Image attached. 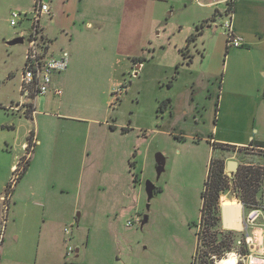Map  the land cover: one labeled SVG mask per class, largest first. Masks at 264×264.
Listing matches in <instances>:
<instances>
[{
  "label": "rangeland",
  "instance_id": "1",
  "mask_svg": "<svg viewBox=\"0 0 264 264\" xmlns=\"http://www.w3.org/2000/svg\"><path fill=\"white\" fill-rule=\"evenodd\" d=\"M128 1L45 0L54 9L51 24L46 17L43 19L54 39L53 49L67 51L70 60H75L69 114L84 119L78 120L79 124L69 120L65 128L68 135L72 134L69 143L77 140L81 145V167L77 171L80 177L75 187L63 193L59 189L49 191L46 204L16 208L17 187L30 183L31 177H26V172L33 148L14 189L9 220L12 221L15 213L26 210L40 215L41 221L44 214L48 219L52 215L65 217L66 252L69 247L74 249L67 259L71 264H203L205 251L217 244L210 236L216 230L204 226L207 213L202 200L211 164V172L217 173V168L225 165L228 174L229 161L240 164L238 173L232 175L236 179L224 180L221 185L222 208L226 202L240 205L241 199L262 203L263 185L256 199L240 185L246 170L251 171L258 183L263 180L264 151L253 147L235 155L233 150L211 141L214 136L207 133L214 114L213 104L208 101L210 93L198 87L194 91L193 84L201 87L202 72L214 69L220 72L225 59L218 55L211 67L208 53L196 51L191 63L193 59L175 46V35L185 37L190 25L204 24L203 18L212 10L200 3L209 0H130V21L144 24V29L130 34V56H126L125 52L118 53V33ZM32 6L33 0H0V102L6 96L4 89H11L14 75L22 71L27 46L26 42L8 44L19 33L10 24L11 15L30 12ZM138 8H143L145 13L137 11ZM225 20V17L217 18L219 30H210L217 43L219 39L222 43L226 41L221 27ZM240 22L237 16L235 23ZM164 47L169 54L179 51L180 67L164 54ZM223 48L226 49V43ZM168 100L173 105L165 110L162 104ZM195 103L200 108L205 106L201 110L204 118L199 115L196 120L191 116ZM185 112L189 115L185 116ZM112 125L119 127L114 130ZM120 126L130 127L131 134L126 136ZM78 134L80 139L75 136ZM160 156L164 157L162 168L158 164ZM129 158L135 166L129 164ZM20 159L24 160L25 154ZM54 175L61 179L69 177L73 183V172L56 171ZM148 182L154 183L158 192L150 201L146 193ZM1 205L3 221L5 213ZM143 215L149 220L142 226ZM237 221L241 224L237 230H241V205ZM128 222L132 225L128 226ZM223 224L228 229L224 215ZM259 225L264 227V221ZM51 239L56 245L59 238L52 235ZM197 243L199 247L195 249ZM232 248L225 258L233 253L238 264H262L255 255L260 253V246L253 247L249 252L251 258H243L244 262L240 261L237 247ZM76 249L81 250L78 258ZM2 255L0 248V264Z\"/></svg>",
  "mask_w": 264,
  "mask_h": 264
},
{
  "label": "crops",
  "instance_id": "2",
  "mask_svg": "<svg viewBox=\"0 0 264 264\" xmlns=\"http://www.w3.org/2000/svg\"><path fill=\"white\" fill-rule=\"evenodd\" d=\"M128 3L129 5L124 8L123 20L119 25L118 33V53L125 52L126 56H130V34L132 35L134 32L138 34V30L144 29V24L139 25L138 22L130 21V0ZM200 4L203 8L212 10L208 16L203 18V23L205 20L215 19L214 16L227 8L223 0H209L206 4ZM137 11L145 13L143 8H138ZM52 12V18L46 17L50 20V24L54 20L53 7ZM232 13L235 32L245 40V45L242 48L229 50L226 41L222 43L219 39L217 43L215 38L212 39L210 30L213 32L219 30V24L215 20H210L206 24L195 22L187 29L185 37L178 34V36L175 35L174 40L176 48L181 50L183 55L193 59L191 63L195 60L194 52L196 51L198 53L204 51L206 55L208 53L210 59L207 62L211 67L212 62L217 61L218 55H221V59H225L224 67L220 72L216 69L208 70V72L203 71L201 87L194 83L193 89L196 91L198 87L210 93L208 101L213 104L214 114L207 133L209 137L210 135L214 136L211 141H214L215 145L219 147L233 150L236 155L237 152L245 149L260 148L255 145L264 143V0H236L232 7ZM237 16L242 22L235 23ZM88 27H91L90 23ZM45 28L47 35L53 39L49 34L48 27L45 26ZM169 40L171 43V38ZM225 43L226 49L224 50ZM160 46H164V44ZM162 50L167 57L177 63L178 50L172 51L170 54L167 47ZM57 51L56 53H60L62 49ZM74 61V59L70 60L67 71L55 78V88L62 89V96L51 92L46 96L39 97L36 101L35 112L31 115H26L23 107L20 110L8 109L12 103L21 101L19 74L18 76L14 75L12 88L4 89L6 96L0 102V233L3 231L1 196L7 187L14 166L24 154V145L30 140L31 134H33L31 138L36 142V145L31 157V164L26 172L27 176L25 175L26 177L30 176L31 179L28 185L20 184L17 187L14 194L16 208L19 205L39 207L40 203L46 204L49 191L59 189L63 193L65 190L71 189L73 185L75 187L77 177H80L77 171L81 167V145L77 140L74 144L69 143V137L72 134L68 135L65 128L66 122L69 120L79 124L78 120L84 119L78 115L69 114L72 111V107H68L72 102L69 93L73 91L75 85H73ZM180 65L177 63V67ZM162 105L167 110L173 103L172 100H168L163 101ZM194 105L195 110L191 116L196 120L199 119V115L204 118V113L201 110H204L205 106L200 108L199 103ZM184 115L189 114L185 112ZM118 127L111 126L114 130ZM120 128L126 136L131 134L130 127L120 126ZM75 136L80 139L79 134ZM208 139L210 138H206L207 141ZM129 164L135 166V162L130 158ZM65 170L74 173L72 184L69 177L61 179L54 175L56 171ZM136 178L138 181V177ZM240 205L242 210L241 230H237L241 226L234 227L235 229H225L221 207L224 230L239 232L245 230L243 215L247 211L242 204ZM54 216L52 215L48 219L44 214L41 221L40 215L26 210L15 213L11 222L8 219L4 238L0 245V248H3L2 264H71L67 261L69 256H67L63 236L65 217ZM256 231L261 237L264 227L257 228ZM52 235L59 238L56 239V245L51 239ZM80 252V249H76V258L79 257Z\"/></svg>",
  "mask_w": 264,
  "mask_h": 264
},
{
  "label": "built area",
  "instance_id": "3",
  "mask_svg": "<svg viewBox=\"0 0 264 264\" xmlns=\"http://www.w3.org/2000/svg\"><path fill=\"white\" fill-rule=\"evenodd\" d=\"M234 0H223L226 3L227 8L222 13L217 14L213 19L226 18L225 23L221 25L224 36L226 37V43L228 49H239L244 47L245 40L242 36L235 32L233 26V13L229 7ZM52 5L46 3L45 0H33L32 10L30 12L18 13L14 12L11 15L10 24L12 27L17 28L19 33L17 38L23 39L26 42L25 60L22 71L20 73V94L21 101L18 103H12L8 109L20 110L22 107L25 108V114H32L35 112L36 101L41 96H46L51 92H54L57 96H62V89L55 88V78L67 71L69 67L70 55L67 51H60L56 53L53 49L54 41L47 33L43 19L45 17L52 18ZM35 141H28L24 145L25 159H19L12 171V177L10 178L7 187L1 196V202L4 206V220H3V231L0 233V245L4 238V230L8 224L9 213L13 193L18 179L25 172V165L28 164V157L34 146ZM30 150L28 151V149ZM262 149V148H261ZM264 151V149H262ZM240 167V166H239ZM263 171V168L261 169ZM238 173V172H237ZM235 173V174H237ZM231 180L233 174L225 173ZM264 177V175H263ZM264 185V178L262 180ZM223 199V198H222ZM242 206H245L243 200H238ZM245 208V207H244ZM264 221V202L257 201V203L249 205L247 212L243 217V224L245 230H256L260 228L259 222ZM132 222H128V226H131ZM68 233V230H66ZM260 259L262 264L264 262V233L260 237ZM74 249L69 247L67 250V256H72ZM252 255V254H251ZM251 256H248V260Z\"/></svg>",
  "mask_w": 264,
  "mask_h": 264
},
{
  "label": "trees",
  "instance_id": "4",
  "mask_svg": "<svg viewBox=\"0 0 264 264\" xmlns=\"http://www.w3.org/2000/svg\"><path fill=\"white\" fill-rule=\"evenodd\" d=\"M235 1V0H234ZM233 1V2H234ZM229 4V7L232 9L234 3ZM213 20V19H212ZM209 22V21H208ZM206 22V23H208ZM204 23V24H206ZM193 39V38H192ZM191 39V40H192ZM162 108V106H161ZM160 108V110H161ZM33 136L31 134L30 138ZM255 146L260 147L264 149V143L256 144ZM224 148V147H223ZM230 150V149H229ZM212 164L209 169V181L207 180L205 185V191L202 194V200H203V207L205 209V212L207 213V218L204 220V226H208L211 228H214L216 230V233H211L210 236H212V241L217 243L216 245L212 246L211 249H208L205 251L203 255V264H217L223 259H225L227 253L231 252L233 249L232 247L235 246L238 249L237 241L242 234V232L239 231H231V230H224L222 228V215H221V204H220V197L223 192V189H221V185L224 183V180L229 181L230 178H228L225 175V165H221L220 169L217 168L216 172H211ZM213 176V177H212ZM263 185L262 181L259 183L254 179L253 174L250 170H246V173L244 175V178L241 180V189H244L245 193H251L252 196L255 197L260 192V186ZM264 186V185H263ZM259 189V190H258ZM161 192V190L159 191ZM245 208H248L249 205L257 203L256 200L254 202H246ZM200 237V234H198ZM201 239V238H200ZM216 239V240H213ZM239 255L241 258H244V255L248 256V251H240ZM244 253V254H243ZM244 259H241L244 262ZM240 260V261H241ZM241 261V262H242Z\"/></svg>",
  "mask_w": 264,
  "mask_h": 264
},
{
  "label": "bare ground",
  "instance_id": "5",
  "mask_svg": "<svg viewBox=\"0 0 264 264\" xmlns=\"http://www.w3.org/2000/svg\"><path fill=\"white\" fill-rule=\"evenodd\" d=\"M223 215L224 222L228 229H235L234 227L240 226V221L238 222L240 214V205L233 202H226L223 204ZM219 264H238V258L235 254H230L228 258L223 259Z\"/></svg>",
  "mask_w": 264,
  "mask_h": 264
},
{
  "label": "water",
  "instance_id": "6",
  "mask_svg": "<svg viewBox=\"0 0 264 264\" xmlns=\"http://www.w3.org/2000/svg\"><path fill=\"white\" fill-rule=\"evenodd\" d=\"M24 41L21 38H16L13 41L9 42V45H16V44H23ZM158 164L160 168L164 165V157L160 156L158 158ZM239 169V163L237 161H229L227 163V170L230 172V174L237 173ZM156 191V186L152 182H148L146 185V193L148 195V200H152ZM150 208V206H148ZM148 222V216H145L142 222V226L145 225Z\"/></svg>",
  "mask_w": 264,
  "mask_h": 264
},
{
  "label": "flooded vegetation",
  "instance_id": "7",
  "mask_svg": "<svg viewBox=\"0 0 264 264\" xmlns=\"http://www.w3.org/2000/svg\"><path fill=\"white\" fill-rule=\"evenodd\" d=\"M239 163V162H238ZM239 166H240V164H239ZM239 170V169H238ZM155 193H158L157 192V188H156V191H155ZM144 217H145V215H143V219H144ZM148 220H149V218H148ZM148 223V222H147ZM146 223V224H147ZM258 239H259V236L258 235H256V234H254L253 233V231H249V230H244V231H242V234L240 235V237H239V239H238V241H237V245H238V249L240 250V251H251L252 252V248L253 247H256V249H257V246L259 247V242L260 241H258ZM255 244V245H254ZM198 247H199V245H198V243H197V245H196V248L195 249H198ZM251 249H250V248ZM255 250V249H254ZM256 255V257L258 258H260L261 257V254L259 253V254H255ZM244 257L245 258H247V255H244ZM243 259V258H242ZM242 261V260H241Z\"/></svg>",
  "mask_w": 264,
  "mask_h": 264
}]
</instances>
